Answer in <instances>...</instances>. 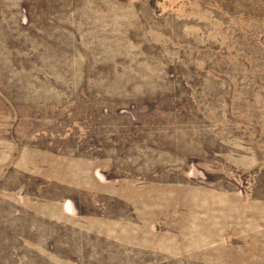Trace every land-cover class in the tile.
I'll return each instance as SVG.
<instances>
[{"label": "rangeland", "instance_id": "374dc122", "mask_svg": "<svg viewBox=\"0 0 264 264\" xmlns=\"http://www.w3.org/2000/svg\"><path fill=\"white\" fill-rule=\"evenodd\" d=\"M0 264H264V0H0Z\"/></svg>", "mask_w": 264, "mask_h": 264}]
</instances>
